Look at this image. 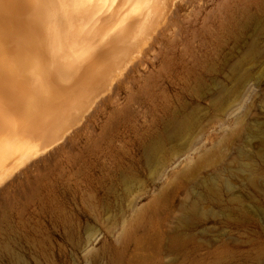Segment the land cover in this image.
Masks as SVG:
<instances>
[{
	"label": "rangeland",
	"instance_id": "rangeland-1",
	"mask_svg": "<svg viewBox=\"0 0 264 264\" xmlns=\"http://www.w3.org/2000/svg\"><path fill=\"white\" fill-rule=\"evenodd\" d=\"M176 1L117 92L0 183V264H264V0Z\"/></svg>",
	"mask_w": 264,
	"mask_h": 264
},
{
	"label": "bare ground",
	"instance_id": "bare-ground-1",
	"mask_svg": "<svg viewBox=\"0 0 264 264\" xmlns=\"http://www.w3.org/2000/svg\"><path fill=\"white\" fill-rule=\"evenodd\" d=\"M179 11L176 0H0V183L59 141L77 113L89 117L95 104L82 107L99 88L114 95L163 43ZM123 62L130 69L116 74ZM200 202L224 205L215 196ZM198 210L192 204L178 226L197 220ZM236 212L232 224L245 228L246 210Z\"/></svg>",
	"mask_w": 264,
	"mask_h": 264
},
{
	"label": "snow or ice",
	"instance_id": "snow-or-ice-1",
	"mask_svg": "<svg viewBox=\"0 0 264 264\" xmlns=\"http://www.w3.org/2000/svg\"><path fill=\"white\" fill-rule=\"evenodd\" d=\"M245 87H246V92L243 95V101L238 102L236 106L233 108L232 113H231L232 115H237L238 113L240 114L237 116V125H236L237 127L240 126L239 122L240 120L243 119V115L246 112V104L250 102L251 96L254 93V89L252 88L250 84L246 85ZM143 179L147 180L149 179V177L145 176L143 177Z\"/></svg>",
	"mask_w": 264,
	"mask_h": 264
}]
</instances>
